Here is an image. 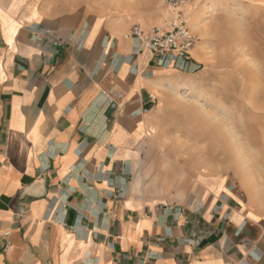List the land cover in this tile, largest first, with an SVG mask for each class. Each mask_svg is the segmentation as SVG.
<instances>
[{
	"label": "crops",
	"instance_id": "obj_1",
	"mask_svg": "<svg viewBox=\"0 0 264 264\" xmlns=\"http://www.w3.org/2000/svg\"><path fill=\"white\" fill-rule=\"evenodd\" d=\"M129 29L0 0V264H264V212L233 186L175 205L136 180L176 71L133 56Z\"/></svg>",
	"mask_w": 264,
	"mask_h": 264
},
{
	"label": "rangeland",
	"instance_id": "obj_2",
	"mask_svg": "<svg viewBox=\"0 0 264 264\" xmlns=\"http://www.w3.org/2000/svg\"><path fill=\"white\" fill-rule=\"evenodd\" d=\"M88 8L109 24L166 27L164 0H43ZM188 22L199 68L162 85L140 146L136 180L155 202L183 205L207 184L234 187L264 212V0H195ZM202 189V190H201Z\"/></svg>",
	"mask_w": 264,
	"mask_h": 264
},
{
	"label": "built area",
	"instance_id": "obj_3",
	"mask_svg": "<svg viewBox=\"0 0 264 264\" xmlns=\"http://www.w3.org/2000/svg\"><path fill=\"white\" fill-rule=\"evenodd\" d=\"M171 19L166 27L146 29L133 25L126 37L133 43V56L147 54L151 62L161 69H173L181 73L196 71L199 65L194 62L193 51L197 38L189 22L187 8L195 0H164ZM9 244L5 246L8 250Z\"/></svg>",
	"mask_w": 264,
	"mask_h": 264
}]
</instances>
